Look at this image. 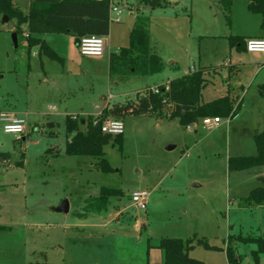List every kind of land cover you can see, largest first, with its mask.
<instances>
[{
  "label": "rangeland",
  "instance_id": "obj_1",
  "mask_svg": "<svg viewBox=\"0 0 264 264\" xmlns=\"http://www.w3.org/2000/svg\"><path fill=\"white\" fill-rule=\"evenodd\" d=\"M111 1L122 13L109 24L101 57L81 56L66 35L40 36L56 58L37 46L28 52L22 35L14 48L13 22L0 24V114L26 122L16 138L0 121V264H162L161 238L194 240L188 255L202 264H226L230 238L240 264H252L254 246L235 238L260 235L264 212L239 210L236 202L264 186V167L234 171L228 161L254 156L253 136L264 131V57L229 47L226 37L263 36L261 16L245 0L232 1L228 25L216 0H159L154 9L142 0ZM27 2L14 0L21 10ZM136 15L148 19L163 69L150 77H108L109 53L127 47ZM190 68L203 74L199 103L227 98L231 118L221 116L207 130L203 118L182 127L151 112L108 114L123 125L120 143L110 137L103 147L108 173L98 159L66 154L72 136L66 117L94 119L108 94L107 111ZM101 188L118 191L106 211L78 217ZM141 190L150 193L145 210L131 203ZM64 201L68 212H55Z\"/></svg>",
  "mask_w": 264,
  "mask_h": 264
},
{
  "label": "trees",
  "instance_id": "obj_2",
  "mask_svg": "<svg viewBox=\"0 0 264 264\" xmlns=\"http://www.w3.org/2000/svg\"><path fill=\"white\" fill-rule=\"evenodd\" d=\"M223 13V17L230 24L231 4L233 0H216ZM247 9L252 14L261 16L260 30L264 32V0H245ZM151 9L159 6V0H142ZM109 0H30L27 11L23 13L14 0H0V24L3 16L7 22H13V33L18 39L23 38L22 33L28 35L26 48L37 46L46 56L56 58L51 50L41 40L32 38L35 35H66L72 38L77 46L79 40L84 37H106L109 32ZM148 19L143 16H135L134 23L128 35L127 47L120 48L116 53L108 56V77L124 80L131 76L150 77L158 74L163 69L161 59L152 52L149 43L147 29ZM25 26V31L22 30ZM229 47L236 50H245V40L238 35L227 36ZM17 48V46H16ZM201 71H188L181 77L171 79L168 82V91L163 92V86H159V93L152 94L148 91L138 92L135 101H127L120 106H113L104 111V115H119L123 112L131 114L151 112L157 117L177 119L182 127L192 124L197 118H219L221 116L232 117L231 103L227 98L200 104L199 96L204 87ZM264 89V86H261ZM103 116V115H102ZM91 118H75L68 116L64 124L67 134H72L66 144V154L75 157H91L98 159L97 167L103 173H108L110 168L104 159L103 147L110 136L100 132L99 124L103 121L100 117L97 124L93 125ZM82 127L84 130H80ZM120 137L116 136V143H120ZM256 154L250 157L234 158L228 161V169L239 171L258 167H264V131L253 136ZM118 191L101 188L98 197L85 201L82 214H100L105 212L108 199L117 195ZM237 208L248 209L251 207H264V186L251 190L248 195L236 202ZM235 240L244 245H253L255 249L250 255L254 263L260 255H264V237L247 236L236 237ZM192 239L161 238L158 248L163 252L162 264H202L189 257L188 253L194 247ZM198 245L206 246L202 240H197ZM226 264H240V256L232 245V239L228 238L225 244Z\"/></svg>",
  "mask_w": 264,
  "mask_h": 264
},
{
  "label": "built area",
  "instance_id": "obj_3",
  "mask_svg": "<svg viewBox=\"0 0 264 264\" xmlns=\"http://www.w3.org/2000/svg\"><path fill=\"white\" fill-rule=\"evenodd\" d=\"M121 13L122 12L118 9L117 5L112 3L110 0L109 23L112 21L116 23L119 22ZM21 35L24 38L28 37L26 33H22ZM104 40L105 37H84L79 40L76 48L78 53L83 57H101L104 53ZM244 49L247 53L264 55V39H248L245 41ZM189 71L192 72L193 69L190 68ZM162 86L163 92H167L168 83H165ZM146 91L152 94H158L159 87L149 88ZM111 98L112 95L108 94L103 112L108 109ZM52 110V108L49 109L50 112H52ZM103 112L94 116L93 125L97 124V120L101 117V115H103ZM0 121L3 123L2 131L5 134H12L18 138L25 133L26 122L23 119H17L15 116L9 114H0ZM219 123V118L206 117L202 119V126L207 130L216 128ZM99 128L102 134L110 137L121 136L123 134V125L119 119L106 118L101 122V124H99ZM149 195L150 193L145 190L132 193L130 197L132 205L139 210H145L148 205Z\"/></svg>",
  "mask_w": 264,
  "mask_h": 264
},
{
  "label": "crops",
  "instance_id": "obj_4",
  "mask_svg": "<svg viewBox=\"0 0 264 264\" xmlns=\"http://www.w3.org/2000/svg\"><path fill=\"white\" fill-rule=\"evenodd\" d=\"M28 2H27V4L25 5V8L24 9H20L23 13H25L26 11H27V7H28V4H29V1L30 0H27ZM16 3V2H15ZM17 6H18V8H20L19 7V5L17 4ZM130 16L132 15L131 13L129 14ZM23 30H25V26H22L21 27ZM264 33V32H263ZM36 37H37V39H39L40 40V36H43V35H35ZM69 37V36H68ZM107 37V36H106ZM105 37V38H106ZM71 38V37H70ZM244 38V37H243ZM260 38H262V39H264V35L263 36H259V37H257V36H254V37H247L246 39H244L245 41L246 40H248V39H260ZM72 39V38H71ZM226 39H227V37H226ZM42 41V40H41ZM149 43H150V38H149ZM229 45V44H228ZM150 48H151V50H152V52H154L153 51V49H152V47L150 46ZM119 50V49H118ZM117 50V51H118ZM243 49H241L240 51H242ZM116 51V52H117ZM237 51H239V50H237ZM244 52H245V50H243ZM116 52H113V53H116ZM111 53H109V55H110ZM157 55V54H156ZM245 55H262V54H252V53H247V52H245ZM103 56V55H102ZM158 56V55H157ZM263 57H264V55H262ZM159 57V56H158ZM224 65H228V64H223V67H224ZM229 66V65H228ZM230 70H232L233 68H231V67H228ZM256 70H257V68H256ZM195 71V70H194ZM169 80H171V79H169ZM168 80V81H169ZM260 87H258V89H259ZM108 118H109V116H107ZM259 174H261V175H264V171H262V172H259ZM262 182H264V181H262ZM236 208H237V206H236ZM239 210H242V211H250V210H252V211H263L264 212V207H251V208H248V209H240V208H238ZM116 215H114V216H112V219L115 217ZM261 222H258V224L261 226V224H260ZM263 227H264V225H263ZM260 235H258V236H264V229H260V233H259ZM255 249V247L251 250L250 249V253H251V251H253ZM237 254V253H236ZM238 255V254H237ZM251 256V255H250ZM251 262H252V264H264V255H260L259 257H258V260H257V262L256 263H254L253 261H252V258H251Z\"/></svg>",
  "mask_w": 264,
  "mask_h": 264
},
{
  "label": "water",
  "instance_id": "obj_5",
  "mask_svg": "<svg viewBox=\"0 0 264 264\" xmlns=\"http://www.w3.org/2000/svg\"><path fill=\"white\" fill-rule=\"evenodd\" d=\"M1 23L8 24L6 16L2 17ZM11 41H12V44H13L14 48H16V46H17V44H16V35L14 33L11 34ZM47 127L51 128L52 125L49 124ZM171 149H173L172 146H169V147L166 148V150H171ZM54 211L58 212V213H67L68 212V204H67V202L64 201L63 203H61Z\"/></svg>",
  "mask_w": 264,
  "mask_h": 264
}]
</instances>
